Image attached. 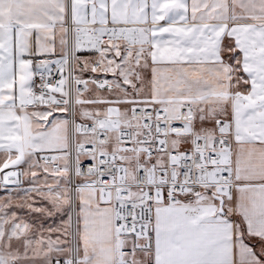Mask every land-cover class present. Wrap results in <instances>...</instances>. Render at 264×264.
<instances>
[{
    "label": "snow or ice",
    "instance_id": "6c2138e0",
    "mask_svg": "<svg viewBox=\"0 0 264 264\" xmlns=\"http://www.w3.org/2000/svg\"><path fill=\"white\" fill-rule=\"evenodd\" d=\"M0 264H264V0H0Z\"/></svg>",
    "mask_w": 264,
    "mask_h": 264
}]
</instances>
